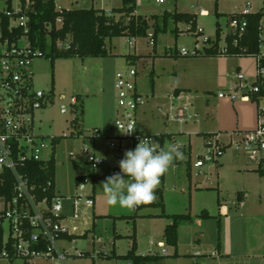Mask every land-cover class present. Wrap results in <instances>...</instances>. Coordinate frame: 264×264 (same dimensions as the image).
<instances>
[{
  "label": "rangeland",
  "instance_id": "1",
  "mask_svg": "<svg viewBox=\"0 0 264 264\" xmlns=\"http://www.w3.org/2000/svg\"><path fill=\"white\" fill-rule=\"evenodd\" d=\"M77 1L78 5L75 0H56V8L112 11L121 6V0ZM137 1L136 12L150 25L146 36L107 38L109 56L58 58L53 70L47 56H36L32 61L33 88L45 93L53 91L52 100L35 111L33 124L35 132L46 142L48 138L59 137L52 149L54 188L63 198L62 212L68 215L61 224L74 235L56 242L60 251L68 253L63 262L39 257L33 264H129L125 258L112 256V250L116 255H125L133 231L137 254L160 252L158 241L163 238L164 226L172 220L160 217L162 212L190 215L188 221L179 220L177 224V252L187 256L174 257L175 248L166 246L172 256L148 264H264V175L254 169L255 164L248 161L242 146L237 145L238 133L256 126V108L264 106V100L242 101L238 97L231 101L217 96L235 86L238 67L251 81L255 61L252 57L205 56L201 50L208 45L204 39L214 40L216 23L221 30L222 47L229 27L228 15L242 11L247 3L251 11H257L263 7V0H164L162 4L157 0ZM18 3L12 0V8L17 9ZM4 8L5 0H0V11ZM164 12L195 14V28L202 33L197 36L190 23L178 22L179 32L175 35L172 32L175 25L170 19L167 30L157 34L153 45L150 37L153 23L161 25ZM154 14L158 18H151ZM114 17L122 16L114 13ZM194 47L201 50L198 55L178 53L181 48L192 51ZM128 54L138 57L134 62L137 90L146 99L137 112L138 126L145 134H168L170 137L163 146L179 144L183 153V159L176 161L161 181L164 207H141L134 221L129 217L118 218L132 215L133 209L108 205L102 190V182L115 167L119 168L117 162L123 158L116 159L109 141L119 134L114 126L115 73L127 67ZM175 89L181 90V98L174 95ZM70 95L80 96L81 114L69 110ZM61 106L66 107V113H60ZM180 107H185L191 117L179 121L176 115ZM76 116L75 127L72 120ZM207 135H217L221 143L230 145L215 161L208 160L202 167H196V161L208 151ZM84 147L88 153L83 152ZM49 152L46 149L43 156L47 157ZM91 152L103 159L94 169L86 162ZM76 176L87 179L83 190L76 187ZM238 192L246 194L242 206L237 202ZM88 195H93V206L84 202ZM73 197L77 199L76 219L71 211ZM218 201L229 208L228 216L219 215ZM218 245L221 255L211 256L212 252H218ZM196 251L201 255H188ZM0 264L9 262L0 258ZM11 264H23V260L17 258Z\"/></svg>",
  "mask_w": 264,
  "mask_h": 264
},
{
  "label": "built area",
  "instance_id": "2",
  "mask_svg": "<svg viewBox=\"0 0 264 264\" xmlns=\"http://www.w3.org/2000/svg\"><path fill=\"white\" fill-rule=\"evenodd\" d=\"M160 4L164 0H157ZM26 4L29 1L26 0ZM249 3L240 12H233L228 17V31L224 35V45L220 47L221 53L227 52V35L232 37L231 45H238L239 39L245 34L248 15L257 11H251ZM29 6H20L13 11L6 12L9 16L8 30L22 27L23 33L14 41L10 37L4 36L0 22V172L8 170L14 177L13 196L6 199L0 196V229H2V243L0 247V258L6 259L9 264L14 259L20 258L23 264H33L39 257H47L54 261L63 262L66 252L60 251L56 242L69 235L68 229L62 226L63 218L68 215L62 212L60 197L54 188V182L48 180L42 188V193L49 188H53V195L50 200L47 195H39V188L31 184L28 179L20 173L19 166L24 162L47 161L52 155L53 138H48V142L35 132L34 113L45 107L53 97V93L37 91L33 88L32 81V61L36 56H43V52L31 46L27 31L29 29V15L26 10ZM258 19V38L254 59V74L251 81L237 68L235 78L236 84L226 92L217 94L219 98H227L231 101L240 97L242 101L264 100V7ZM201 12H204L202 9ZM61 18L55 20L56 26L61 25ZM202 33L201 29H196L197 36ZM151 37V35H150ZM209 38L204 39V42ZM215 39V38H214ZM210 40V39H209ZM26 41V43H22ZM153 44V39L151 41ZM199 51L194 47L192 51L181 48L180 55H194ZM137 70L134 65H127L123 70L115 73L114 90L116 93V116L114 126L118 135H113L109 145L116 151V159L124 157L126 150L136 147L142 138H150L154 145L161 146L158 135L145 134L137 124V112L146 99L137 90ZM62 98V97H61ZM69 110L77 104V97L70 95ZM185 107L178 108L176 117L179 121L187 120ZM66 107H60V113H66ZM194 117L196 115H193ZM135 122L136 130L132 135L121 133L117 124L126 127L128 123ZM99 133L98 130H94ZM240 138L237 145L242 146V152L249 162L255 164V170L264 174V106L256 108V126L251 130L238 133ZM115 141V142H114ZM127 141V142H126ZM217 138V135L209 136L205 139L207 153L201 156L196 163V167H202L205 161L216 160L221 156L226 146ZM49 149V155L43 156V152ZM88 148L84 147L83 152L88 153ZM96 159H100L96 163ZM87 163L94 169L103 163L102 157L91 152L87 156ZM118 164V162H117ZM87 181L84 178L76 184L79 190L84 189ZM79 197V196H77ZM87 206H93L92 195L85 199ZM77 199L73 197L71 203L72 218H77ZM161 253H165L164 246L158 243ZM215 253L212 252V255Z\"/></svg>",
  "mask_w": 264,
  "mask_h": 264
},
{
  "label": "trees",
  "instance_id": "3",
  "mask_svg": "<svg viewBox=\"0 0 264 264\" xmlns=\"http://www.w3.org/2000/svg\"><path fill=\"white\" fill-rule=\"evenodd\" d=\"M29 9L26 13L29 15V29L27 31L28 38L30 39L31 46L39 48L43 52V56H47L51 60V67L53 70L54 60L58 58H71V57H107L109 52L106 48L105 40L112 37L126 36L144 37L147 35L149 28L148 20L140 14H135L136 0H121V6L114 8L109 13H106L103 9L97 8H76V9H56L54 0H28ZM217 1V0H215ZM6 7L0 11V22L4 36L10 37L11 41H14L24 31L22 27H16L12 30H8L9 16L6 12L13 11L12 0H5ZM26 5V0H19V6L23 9ZM264 7V1H263ZM114 13L120 14L119 18L114 17ZM218 15V13H216ZM262 14V10L248 15V26L245 34L239 39L238 45L232 46V37L227 35L228 42L227 52L221 53L219 47L220 39V27L216 23L215 27V39L206 41L207 46L202 47V52L205 56H241L252 57L256 53L257 38H258V19ZM230 14L228 15V17ZM60 17L61 25L56 26L55 20ZM151 18H158L157 15H152ZM162 23L159 25L156 22L153 24V32L151 38L153 39V45L159 32H165L167 30L168 21L171 19L175 25L172 32L175 35L178 34L177 28L178 22L190 23V28H195L196 15L193 13L185 12H164L161 15ZM196 29V28H195ZM49 38V41L47 39ZM197 51L198 55L200 51ZM176 52V51H175ZM128 65H134V62L138 59L136 55H126ZM51 92L53 93L52 89ZM180 89L174 90V95L180 94ZM77 97V104L71 108V112L76 115L82 113V100L79 95ZM73 126H77L78 116L73 120ZM212 135H207L205 139ZM170 137L168 134H159L158 140L163 145L165 139ZM59 141V137H53V145ZM54 148V147H53ZM19 171L23 174L31 184H35L39 190V195H47L50 200L53 195V188H49L46 192L42 193V188L46 185L48 180L54 182L55 174V158L54 152L47 161H33L29 160L19 166ZM119 170L113 169L110 174L118 173ZM258 172V171H257ZM260 175L263 173L258 172ZM83 176H76L75 183L78 184L83 180ZM163 180V178H162ZM161 180V181H162ZM14 177L8 170L0 172V196H4L9 199L13 196ZM154 206L163 208L162 200V187L160 186L156 191V199L154 202L141 205L133 209V214L130 216H120L118 218H130L132 221L138 216L137 211L141 207ZM160 216L169 217L172 219L171 223L164 227L163 240L166 245L176 248L177 246V224L179 220H187L190 218L189 214H173L165 215L161 213ZM133 230L135 227L133 226ZM2 229H0V247L2 243ZM85 235V233H84ZM74 236L72 234L63 235V237ZM119 236V235H116ZM131 245L125 255H116L113 251L112 256L125 258L130 264H145L151 261H158L163 256L161 254H146L140 255L136 253L137 243L135 233L130 235ZM81 253L80 255H83ZM173 255H176L174 253ZM11 263V262H10Z\"/></svg>",
  "mask_w": 264,
  "mask_h": 264
},
{
  "label": "clouds",
  "instance_id": "4",
  "mask_svg": "<svg viewBox=\"0 0 264 264\" xmlns=\"http://www.w3.org/2000/svg\"><path fill=\"white\" fill-rule=\"evenodd\" d=\"M121 133L132 135L135 122L126 127L117 124ZM181 145L166 143L163 147L154 145L150 138H142L132 150H126L118 162L120 172L106 177L102 190L108 205H120L135 209L155 201L161 180L174 163L183 159ZM100 159H96L99 163Z\"/></svg>",
  "mask_w": 264,
  "mask_h": 264
},
{
  "label": "crops",
  "instance_id": "5",
  "mask_svg": "<svg viewBox=\"0 0 264 264\" xmlns=\"http://www.w3.org/2000/svg\"><path fill=\"white\" fill-rule=\"evenodd\" d=\"M19 1V0H18ZM264 1V0H263ZM54 2H55V8H56V0H54ZM263 3V2H262ZM19 4V3H18ZM75 4L76 5H78V1L77 0H75ZM138 5H139V3H138V1L136 0V8L138 7ZM5 7H6V3H5ZM118 7H120V6H118ZM118 7H116V8H118ZM64 8V7H63ZM5 9V8H4ZM13 9V8H12ZM57 9V8H56ZM60 9H62V8H60ZM64 9H76V8H64ZM99 9H103V8H99ZM104 10V9H103ZM106 13H109L110 11L109 10H104ZM135 14H139V13H137L136 12V10H135ZM177 26V25H176ZM178 28V27H177ZM179 30V29H178ZM114 84V83H113ZM180 94H181V92H180ZM180 94L178 95V96H176L177 97V99L178 98H181L180 97ZM164 144V143H163ZM116 168V167H115ZM117 169L119 170V168L117 167ZM163 180H164V177H163ZM162 180V181H163ZM162 187V186H161ZM93 190V189H92ZM163 193H164V190H163V188H162V200H163ZM92 197H93V195H92ZM246 197V194L245 193H243V192H238L237 194H236V198H237V202L239 203V206H242L243 205V200H244V198ZM94 204V203H93ZM163 207H164V202H163ZM217 207H218V210H219V215L220 216H228V214H229V212H230V210H229V208L225 205V204H223V203H220L219 201H218V204H217ZM163 213V212H162ZM138 215V214H137ZM161 214H159V216H160ZM139 216V215H138ZM149 216H152V215H149ZM154 216V215H153ZM160 217H162V216H160ZM170 220V219H169ZM189 219H187V220H185V221H188ZM171 221L172 220H170L168 223H166V225L167 224H169V223H171ZM135 224V223H134ZM165 225V226H166ZM164 226V227H165ZM163 231H164V229H163ZM119 237V236H118ZM137 243V242H136ZM158 243H161L165 248H166V246H169V245H166L165 243H164V240H163V238H162V240H159L158 241ZM200 243V242H199ZM169 247H172V246H169ZM158 248H160L159 246H158ZM164 248V249H165ZM218 252H216L214 255H216L217 253L218 254H220L221 255V249H220V245H218ZM165 253L163 254V253H161V248H160V252H154V253H152V254H155V253H157V254H161L163 257L160 259V260H162L163 258H166V257H170V256H172V254H170V252L168 251V249L166 248L165 249ZM174 252L176 253V255H173L174 257H180V256H187V254H181V253H179V252H177V246H176V248L174 249ZM173 252V253H174ZM198 253H199V255H201V252H199V251H196V252H194L193 254H188V255H190V256H192V257H195V256H197L198 255ZM68 254V253H67ZM116 254V253H115ZM211 256H213L214 257V255H212V253L210 254ZM192 259H195V258H192ZM160 260H158V261H160ZM151 262H156V261H151ZM151 262H147V263H145V264H148V263H151ZM129 264H130V262H129Z\"/></svg>",
  "mask_w": 264,
  "mask_h": 264
}]
</instances>
